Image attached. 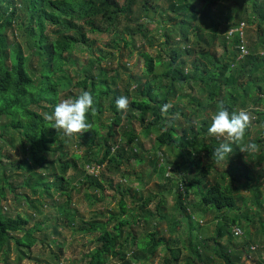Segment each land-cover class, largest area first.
Masks as SVG:
<instances>
[{
  "label": "trees",
  "instance_id": "1",
  "mask_svg": "<svg viewBox=\"0 0 264 264\" xmlns=\"http://www.w3.org/2000/svg\"><path fill=\"white\" fill-rule=\"evenodd\" d=\"M243 23L246 30L248 27L254 31L247 34V55H242L240 48L244 43L239 35L228 36L231 29ZM153 24L161 39L150 35L149 26ZM88 32L112 34L129 51L135 38L150 47L158 41L160 49L156 55L139 52L144 64L142 75L133 80V90L123 91L116 87L118 75L110 76L103 67L105 56L83 66L74 58L79 46L94 44ZM117 39L108 44L110 49L120 50ZM218 47H222V53ZM252 88L264 93V0H0V117L8 120L0 126V140L8 133L13 135L5 140L8 144L5 147L0 143V257L8 262L14 250L20 254V263L29 259L43 232L41 223L29 228L33 216L5 214L9 192L36 212L43 210L48 199L55 205V194L60 192L67 197L60 211L75 226L70 208L75 188H69L67 171L77 169L81 160L84 168L94 162L99 166L107 163L110 169L119 171L130 160L143 163L145 153H149V163L157 170V153L152 147L144 149L141 142L145 138L152 144L150 136H154L155 151L164 147L182 160V163L165 162L177 179L164 178L162 174L165 182L159 185L161 192L172 193L173 209L192 222L195 213L217 214L216 237L208 241L200 239L194 245L189 243L188 255L192 259H186L185 264H211L212 260L204 261L203 253L208 250L224 264H242L249 245H235L232 228L249 222V218L239 214L237 188L226 185L223 176V181L213 185L208 180L219 164L212 153L224 141L208 134L211 121L205 117L208 110L214 115L218 105L223 104L229 113L253 107L257 120L263 119L264 107L262 110L259 107L264 106V99L257 96L249 102L245 100L244 95H250ZM82 91L92 93L95 111L87 113L91 129L81 135L87 141L86 154H76L70 159L65 149L74 135L69 137L56 130L54 122L46 117L62 99L75 98ZM121 95L130 100L125 115L129 125H125L122 137L119 129L123 112L115 106ZM176 98L186 101L188 106L175 103ZM189 106L194 110L193 116L186 111ZM105 109L115 114L108 125L102 124ZM179 117L186 126L179 122ZM15 140L22 145L24 159L19 158ZM167 167L163 166V170ZM15 170L29 173L22 186L38 198L19 193L10 184L11 179L19 177L12 175ZM85 179L96 192L93 196L87 194L90 198L105 191V182L114 188L113 181L104 176L100 179L87 175ZM172 181L178 183L173 186L175 191L168 187ZM117 191L121 195L119 212L111 211L105 221L93 218L76 225L77 232L99 233L96 239L99 245L87 256L89 264H107L113 258L121 261L119 264H131L125 252L133 236L130 226L142 217L128 212L125 199L130 190L119 184ZM190 192L198 196L197 204L188 203ZM150 201L149 197L141 201L138 211L144 212ZM159 202L155 213L147 211L148 220L156 215L165 220L161 197ZM143 220L148 222L145 216ZM156 234L154 230L139 238L134 236L132 244L143 255L148 250L153 257L156 249L163 247L161 262L178 264L182 256L178 241L155 239ZM224 238L225 244L221 242ZM230 247L234 248L231 252ZM248 250L251 251L250 247ZM259 264H264V258Z\"/></svg>",
  "mask_w": 264,
  "mask_h": 264
},
{
  "label": "rangeland",
  "instance_id": "2",
  "mask_svg": "<svg viewBox=\"0 0 264 264\" xmlns=\"http://www.w3.org/2000/svg\"><path fill=\"white\" fill-rule=\"evenodd\" d=\"M155 27L156 26L154 24L149 26L151 32L150 35L161 39V37L157 35ZM253 32L254 31L252 28L247 27L245 42L247 41V34H252ZM88 37L91 41H93L94 44L79 46L73 55L74 58L78 60L79 66L88 64L92 62L93 59H96L100 56H105L106 59L102 61L103 67L108 69L110 76L118 75V83L116 87L123 91L127 88L129 91L133 90V80L142 75L144 64L139 57V52L144 50L145 52L156 55L157 50L160 49V43L158 41L154 47H150L149 44H145V41L135 38L133 43H131V49L129 51L127 48H125L124 42H122L121 39L118 40L117 37L112 34L106 35L88 32ZM113 39H117L118 42H120V50L110 49L108 47V44L111 43ZM218 50L220 53L223 52L222 47H218ZM142 80L144 81L143 78ZM128 84L130 86H128ZM195 94L196 91L193 92V95ZM260 96L262 99H264L263 95L260 94ZM174 102L177 104L180 103L182 107L188 106L186 101H181L179 98H176ZM107 105L108 101L105 102L106 107ZM263 107L264 106L261 104L259 108L262 110ZM191 108L190 106L186 108V111L190 113L189 115H192L194 112V110L192 111ZM207 113L208 114L205 118L211 121V116L213 113L209 110ZM125 115L126 112H123L122 116L124 117V120L121 128L119 129L120 137H122V133L126 129L125 125H129ZM114 117L115 114L113 112L105 109V113L102 117V124L108 125L112 123L111 119ZM172 118L175 117L173 116ZM179 120L183 126H186V123L182 117H179ZM7 122L8 120L6 117H0V126ZM135 127L137 128L136 131H140L138 126ZM102 132L105 133L106 130H102ZM12 136L13 135L11 133H8L5 135L3 140H0L2 147L8 145L5 143V140L7 142ZM89 137L91 139L93 138L91 134H89ZM150 138L153 140L152 144H149V140H145V138H142L141 142L144 145V149H150L152 147L153 151L157 153L158 157L156 159L158 160L159 164L157 170H154L153 166L149 163V153H145V159L143 163L136 164L134 160H130L129 164L122 165L119 171L110 169L107 163L99 166L94 162L92 166H86L84 168L83 160L79 161L77 169L72 167L67 171L65 177L69 181V188H75L71 192L72 204L70 206L71 211L74 214L73 222L75 223V226H72L71 222L66 220L62 215L63 211H60V206H64L65 202L67 201V197L65 195L61 196L60 192H56L55 194V205L51 202V199H48L47 204H45L41 212H36L34 209H31V207L26 204L24 200L17 201L16 195L12 192H9V201L4 203L5 214L12 217H16L20 214H22L23 217L33 216L34 218L31 219L29 228L33 229L37 223H41L43 232L39 234L40 242L32 250L29 259H24L23 262L20 263V254L13 250L8 262L5 261V257H0L2 264H89V259H87V256L92 251V249L99 245L96 241L99 233L83 234L81 232H77L76 225L80 224L82 220L88 221L92 220L93 218H95V220L97 219L100 221H105L108 219V214L111 211L116 213L119 212L118 204L121 200V195L117 191V186L119 184H122V188L130 190L125 199L129 208L128 212L132 213L133 215H141L142 217L140 218V221H136V223L130 226V231L133 233L132 237L135 236L139 238L140 236L146 235L148 233H153L155 230L157 232L155 239L163 237L164 240H169L172 238L178 241V246L182 248V256L180 258L181 260L178 264H185L186 259H192V256L188 255L189 243L194 245L200 242V239H203L201 241H204L205 239L208 241L210 237H216V222L212 215L205 216L201 213H195L192 222L186 217V215H180L178 211L176 212V210L173 209V206L175 205V199L172 193L169 194L166 190L161 192L159 185L165 182V177H171L172 179L177 177L175 176L177 174L174 173L169 166L167 167L165 162L171 161L175 163H182V160L180 157H177V155L175 156L173 152L167 151L164 147L161 149L157 148V151H155L154 149L156 146L154 143V136H150ZM86 143L87 141L81 138L79 134H74L72 138H69L65 149L68 154V158L73 159V156L76 154L82 156L85 155L88 149V147L85 146ZM14 146L20 151L19 158L24 159L20 141L15 140ZM153 156L151 154V158H153ZM4 163H8V161L4 160ZM228 164L229 163L226 162V168ZM163 166L167 167L165 168V171L163 170ZM223 168L225 167H221V169ZM181 169H183V167ZM35 170L37 172H41V169L39 168H36ZM8 174L10 175L11 173ZM14 174L19 175V177H14V179H11L10 184L14 188L18 189L19 193H27L33 197L32 199L38 198V196L35 197L34 195H31L30 189H25V187L22 186L24 181L28 179L29 173L23 170H15L12 175ZM162 174L164 175V178H162ZM87 175L94 177L98 176L100 179L102 176H104L107 181H113L114 188H111L108 182H105V191L97 194L96 198H90L87 196V194L93 196L96 195V192L93 189H90L86 184L87 180L85 179V176ZM33 177L36 178V176ZM176 181H172L171 186H168L171 187V191H175L173 190V186L178 184ZM190 193L191 195L189 196L188 203L190 205L191 203L197 204L198 196L194 195L192 192ZM148 197L151 198V201L144 208V212L138 211L141 201L146 200ZM160 197L164 201L162 204L164 207L162 214L165 215V220L156 217L157 215L154 218H149L148 220L147 211L150 213H155L156 205L160 204ZM99 213H102L103 215H100ZM156 214L158 213L156 212ZM143 216H145V219L148 222L143 220ZM258 222L259 220L257 217L253 223L256 226ZM175 224H177V226H175ZM240 228L242 229L243 233L241 237H243L245 236V228ZM132 237L129 239L131 243H129L127 249L125 250L127 259L130 260L131 264H163L161 262L162 256L165 253L163 247H158L156 249L154 257L148 250L145 251V255H143V252L141 250H137L132 244ZM238 241H234L235 245H241V242L238 243ZM221 242L226 243V238L222 239ZM252 249L254 252L261 253L258 246H255V248ZM203 254L204 261L212 260L213 262H211V264H224L221 259L213 255L211 250H208ZM119 263H121V261L116 258L109 259L107 262V264ZM242 264L246 263L243 262Z\"/></svg>",
  "mask_w": 264,
  "mask_h": 264
},
{
  "label": "crops",
  "instance_id": "3",
  "mask_svg": "<svg viewBox=\"0 0 264 264\" xmlns=\"http://www.w3.org/2000/svg\"><path fill=\"white\" fill-rule=\"evenodd\" d=\"M262 73L259 72V75ZM263 95L259 89L252 88L250 95H244L247 102L251 101L253 98ZM243 96V95H242ZM261 97V96H260ZM248 106L249 105L248 103ZM248 109L252 116L253 122L249 127L250 130L246 131L244 140L237 144V146L232 147V153L227 159L228 166L226 168V162H221L216 166V173L213 171L209 175L208 180L213 185L216 181H223L226 185H232L236 190L237 201L239 206V214L244 217L249 218V222L245 221L242 226L244 227L245 236L236 238L234 241L240 244L248 243L249 246L246 248V253L242 257V261L248 264H259L261 259L264 258V116L263 119L259 118L254 113L255 108ZM253 142L259 146V151L252 153H243L240 151L241 147H244L247 143ZM261 144V145H259ZM221 167H225L221 169ZM232 171V172H231ZM224 173V175H220ZM212 217L215 220V216ZM211 216V215H210ZM258 217V224L255 226L253 221ZM215 233L217 234V224L216 221ZM223 243V242H222ZM225 244V243H223ZM239 245V244H237ZM258 246L260 252H254L252 248ZM250 247L251 251L248 250ZM243 250L244 248H240ZM234 248L230 247L229 251H233ZM262 257V258H261Z\"/></svg>",
  "mask_w": 264,
  "mask_h": 264
},
{
  "label": "clouds",
  "instance_id": "4",
  "mask_svg": "<svg viewBox=\"0 0 264 264\" xmlns=\"http://www.w3.org/2000/svg\"><path fill=\"white\" fill-rule=\"evenodd\" d=\"M94 97L89 91H82L75 98L68 97L62 99L54 107L52 114L47 115L46 119L54 122L53 128L62 131L66 136L71 137L74 134L89 132L91 124L87 120V113L94 112ZM130 105L127 96H119L115 100V106L118 111L126 112ZM253 116L246 109L238 112L229 113L223 104L218 105V110L211 116V124L208 128V134L223 138L219 147L214 149L212 157L218 163L226 162L232 153V144H240L245 137L247 129L252 125ZM243 153H255L259 151L256 143L249 142L240 148ZM171 173V172H170Z\"/></svg>",
  "mask_w": 264,
  "mask_h": 264
},
{
  "label": "built area",
  "instance_id": "5",
  "mask_svg": "<svg viewBox=\"0 0 264 264\" xmlns=\"http://www.w3.org/2000/svg\"><path fill=\"white\" fill-rule=\"evenodd\" d=\"M245 31H246L245 24L243 23L240 26H238L234 29H231L228 33V36H232L234 33H237L239 35L240 39H242V43H244V44H241L242 46L240 48L242 55L248 54V49H247L246 42H245ZM232 232H233L234 237H241L243 234L242 229L239 227H233Z\"/></svg>",
  "mask_w": 264,
  "mask_h": 264
}]
</instances>
